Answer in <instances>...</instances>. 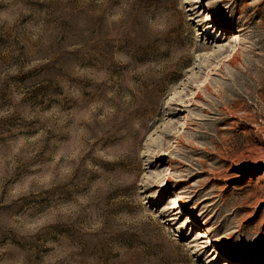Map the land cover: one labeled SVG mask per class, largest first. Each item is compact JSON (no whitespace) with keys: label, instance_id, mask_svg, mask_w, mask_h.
Returning a JSON list of instances; mask_svg holds the SVG:
<instances>
[{"label":"rangeland","instance_id":"rangeland-1","mask_svg":"<svg viewBox=\"0 0 264 264\" xmlns=\"http://www.w3.org/2000/svg\"><path fill=\"white\" fill-rule=\"evenodd\" d=\"M205 7L0 0V264H264V0Z\"/></svg>","mask_w":264,"mask_h":264},{"label":"snow or ice","instance_id":"snow-or-ice-1","mask_svg":"<svg viewBox=\"0 0 264 264\" xmlns=\"http://www.w3.org/2000/svg\"><path fill=\"white\" fill-rule=\"evenodd\" d=\"M213 0H192V4L197 5V12L201 13L199 19L203 22L202 26H211L212 21L214 19L213 15L209 12V10L205 7L207 4H211ZM252 3H256V0H251ZM226 5H222L221 7H225ZM189 15L191 16V12H189ZM193 23H196L195 19L193 20ZM167 207H171L173 209L176 208L175 205H167ZM167 210V208L163 209ZM206 235V233H204ZM217 239H220L219 236L216 237Z\"/></svg>","mask_w":264,"mask_h":264},{"label":"bare ground","instance_id":"bare-ground-1","mask_svg":"<svg viewBox=\"0 0 264 264\" xmlns=\"http://www.w3.org/2000/svg\"><path fill=\"white\" fill-rule=\"evenodd\" d=\"M213 17H214V15H213ZM173 201H174V203H175L174 205H176V206H181V205H182L181 200H180L179 198H173ZM204 233H206V235H205ZM207 234H208L207 232H203V234H202V238H206V239H208V242H210V245H213V246L215 247V249L220 250V247H218V246L213 242V240L210 239V237H209Z\"/></svg>","mask_w":264,"mask_h":264}]
</instances>
